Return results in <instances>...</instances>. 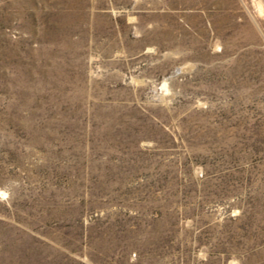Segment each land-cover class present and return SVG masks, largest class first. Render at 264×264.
<instances>
[{
  "label": "rangeland",
  "instance_id": "374dc122",
  "mask_svg": "<svg viewBox=\"0 0 264 264\" xmlns=\"http://www.w3.org/2000/svg\"><path fill=\"white\" fill-rule=\"evenodd\" d=\"M0 264H264V0H0Z\"/></svg>",
  "mask_w": 264,
  "mask_h": 264
}]
</instances>
